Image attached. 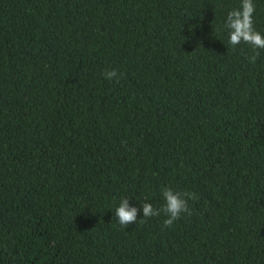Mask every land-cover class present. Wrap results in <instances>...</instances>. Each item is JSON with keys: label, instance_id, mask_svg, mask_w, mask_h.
Returning <instances> with one entry per match:
<instances>
[{"label": "trees", "instance_id": "trees-1", "mask_svg": "<svg viewBox=\"0 0 264 264\" xmlns=\"http://www.w3.org/2000/svg\"><path fill=\"white\" fill-rule=\"evenodd\" d=\"M240 3L0 0V264H264V49L228 43ZM164 186L191 216L119 225Z\"/></svg>", "mask_w": 264, "mask_h": 264}, {"label": "clouds", "instance_id": "clouds-1", "mask_svg": "<svg viewBox=\"0 0 264 264\" xmlns=\"http://www.w3.org/2000/svg\"><path fill=\"white\" fill-rule=\"evenodd\" d=\"M256 5L253 0H241L238 8H233L227 12L224 21V27L228 29V43L234 48L241 43L252 46L253 53L247 59L251 63H255L259 52L257 49H264V34L256 30L253 22V14ZM105 79L119 81L120 74L116 69L105 70L103 73ZM163 197V205L155 208L147 199L140 206H132L129 198L122 197L118 206L114 210V216L121 227H127L130 224L137 223L140 209L142 207V217L139 218L141 223L146 222L147 218L159 216L161 212L166 216L163 221L167 227H172L174 222L181 218L182 214L192 215L189 207V200H195L196 194L189 191L175 190L170 186L161 188Z\"/></svg>", "mask_w": 264, "mask_h": 264}]
</instances>
